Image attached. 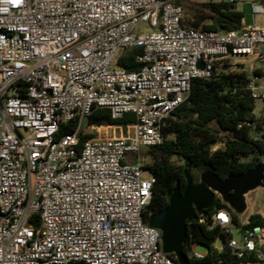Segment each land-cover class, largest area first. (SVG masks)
<instances>
[{
  "label": "built area",
  "instance_id": "obj_1",
  "mask_svg": "<svg viewBox=\"0 0 264 264\" xmlns=\"http://www.w3.org/2000/svg\"><path fill=\"white\" fill-rule=\"evenodd\" d=\"M227 2L264 14V0ZM182 21L171 0H0V264H178L143 220L154 181L146 151L194 79L249 64L245 90L264 100V70L253 73L264 66V27L253 19L219 33ZM131 49L141 67L127 72L116 62ZM98 109L134 121L82 131ZM253 125L264 132V119ZM111 129L120 134H100ZM211 221L234 264H264V227L246 220L236 241L227 211ZM194 247L189 264H213Z\"/></svg>",
  "mask_w": 264,
  "mask_h": 264
},
{
  "label": "trees",
  "instance_id": "obj_2",
  "mask_svg": "<svg viewBox=\"0 0 264 264\" xmlns=\"http://www.w3.org/2000/svg\"><path fill=\"white\" fill-rule=\"evenodd\" d=\"M171 1L176 6L180 5L178 0ZM188 10L191 17L182 21L186 29L224 33L237 31L242 26V12L227 0H202L197 8ZM139 53L140 49L125 52L116 65L127 72L138 71L141 64L134 61V56ZM261 72L263 70L253 71L254 74ZM248 76L245 71H216L209 79L191 81L188 97L165 121L162 143L145 153L151 159L146 167L154 180L150 201L143 211L145 223L152 214L167 207L168 197L176 186L183 191L187 170L191 174L198 173L199 177L201 173L209 172L223 180L230 174H243L257 163H264V132L259 125H253L260 120L254 117V99L245 90ZM133 121L130 114L113 121L106 110L98 109L87 119V124L95 127L124 126ZM73 125L60 126L58 136L71 132ZM248 156L250 160H242ZM220 210L227 211L235 227L243 229L238 224L236 213L219 196H215L204 214H196L192 221L186 222L182 244L185 254L191 245H202L206 254L201 262H236L225 245L228 236L218 226L210 227L212 215ZM253 226L264 227V217L250 215L246 227ZM217 238L223 242L221 251L213 247Z\"/></svg>",
  "mask_w": 264,
  "mask_h": 264
},
{
  "label": "water",
  "instance_id": "obj_3",
  "mask_svg": "<svg viewBox=\"0 0 264 264\" xmlns=\"http://www.w3.org/2000/svg\"><path fill=\"white\" fill-rule=\"evenodd\" d=\"M184 178L183 191L176 186L168 197L167 207L152 214L147 221L149 227L160 232L162 252L174 255L178 264H189L182 250L186 222L192 221L196 214H204L216 195L235 213L241 214L246 207L245 195L264 183V163H257L243 174H230L223 180L203 172L195 184L189 170L184 173Z\"/></svg>",
  "mask_w": 264,
  "mask_h": 264
},
{
  "label": "rangeland",
  "instance_id": "obj_4",
  "mask_svg": "<svg viewBox=\"0 0 264 264\" xmlns=\"http://www.w3.org/2000/svg\"><path fill=\"white\" fill-rule=\"evenodd\" d=\"M180 2V7L183 11V20L186 21L191 17L190 11L188 9H195L199 6V4L202 2V0H178ZM236 8L238 11H241L243 14V25L244 26H251L253 19H254V23L256 26L258 27H264V14H259V15H255L254 17H252L251 12H250V5L248 4H237ZM137 29H141L142 32H147V31H152L149 28L148 23H140L137 26ZM155 31H157V29H154ZM261 66V68L264 70V66H262L260 63L255 62L253 64V67L259 68ZM250 65L246 64L245 65V70L246 72L249 73V71H247L249 69ZM253 115L256 119L262 120L264 119V100L261 99H255L254 100V110H253ZM211 128H213V126H211ZM81 130L82 131H88V124H87V120H83L82 124H81ZM106 131V130H105ZM104 130H100V134H102V132H105ZM108 131H113L115 132L114 135L118 136L120 134L119 130L115 129H111ZM93 137L95 135H98V132H92ZM242 160H250V156L242 158ZM146 164H150L151 163V159L147 158L144 161ZM191 174V173H190ZM194 183H198L199 182V175L198 173H193L191 174ZM253 214H259L261 216H264V189H262L261 187L252 190L250 192L247 193V198H246V207L244 209V211L241 214H237V221L238 224L241 226L243 225L246 220L248 219V217L250 215ZM231 234L233 236V239L236 241H239V230L236 227H232L231 228ZM223 246V242L221 240V238H217L213 244V247L215 249H221ZM193 252L196 254H199L201 256H204L206 254V248L202 245H195Z\"/></svg>",
  "mask_w": 264,
  "mask_h": 264
},
{
  "label": "crops",
  "instance_id": "obj_5",
  "mask_svg": "<svg viewBox=\"0 0 264 264\" xmlns=\"http://www.w3.org/2000/svg\"><path fill=\"white\" fill-rule=\"evenodd\" d=\"M242 25H243V20H242ZM244 27H246V26H244ZM114 133H115L114 131L112 133V131H108V130L104 132L105 136H115Z\"/></svg>",
  "mask_w": 264,
  "mask_h": 264
}]
</instances>
